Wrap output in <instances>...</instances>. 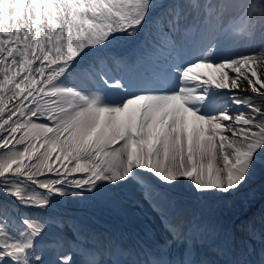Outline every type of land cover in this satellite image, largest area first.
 I'll list each match as a JSON object with an SVG mask.
<instances>
[{
	"label": "snow or ice",
	"instance_id": "1",
	"mask_svg": "<svg viewBox=\"0 0 264 264\" xmlns=\"http://www.w3.org/2000/svg\"><path fill=\"white\" fill-rule=\"evenodd\" d=\"M157 6L0 0V264H264V214L259 230L247 224L238 252L226 232L213 249L225 259L209 260L198 245L215 227L180 219L169 199L183 183L197 199H225L264 174V33L250 54H220L223 16L254 39L264 0H169L152 17ZM146 25L151 43L110 70L101 54ZM137 192L160 217L163 240L118 247L107 262L85 247L80 226L69 240L49 214L87 194L151 236ZM257 239L252 261L248 241Z\"/></svg>",
	"mask_w": 264,
	"mask_h": 264
},
{
	"label": "rangeland",
	"instance_id": "2",
	"mask_svg": "<svg viewBox=\"0 0 264 264\" xmlns=\"http://www.w3.org/2000/svg\"><path fill=\"white\" fill-rule=\"evenodd\" d=\"M258 31H262V29H255V33ZM227 33H229L228 30H227ZM256 178H257V180L262 181V182H260V186L258 189H257L258 184L256 186ZM256 178L250 184L251 187L249 188L248 191L255 190L256 192L259 193V197L264 201V194H263L264 193V174L258 173ZM244 191H239V195L237 197L228 196L225 199H220V198H216V197H209L211 200L205 204L206 212H209L211 210V208L213 207L212 213L209 214V215H211L209 226H214L215 228H218L221 231H224L226 229L227 223L229 222V220L231 218H237V216L241 214L243 209H249L250 204H247V203L243 204V202L248 199V197L246 196L248 191H246V193L243 194ZM81 202L84 205H90V204H92V206L101 205L99 200H93V199L89 198L88 196L81 198ZM141 203L143 205V210L147 213V222L152 224L155 220L153 218V216L156 213H154L152 211L148 201L143 199V196H142ZM263 203L264 202H260L258 204L257 208L256 207L253 208V210L246 217L245 220L242 221L239 219L236 222L235 228L238 230L239 233H244L246 235V237H245L246 241L248 240L247 224L250 221H254L257 230H259V220L261 217L260 211L259 212L257 211L255 218H253L252 215L256 209L258 210V209L262 208ZM70 206H72V204H70ZM204 216H205V214L201 215V217H204ZM193 218H195V216H191L190 220H192ZM200 220H201V218H200ZM208 237H209V235H208ZM248 242H249V244H251L250 241H248ZM252 242H253V245L257 244L255 242V240ZM205 243L207 244V246L209 248H211L210 243H208L207 240H205ZM211 255L213 257L212 260H217L216 254L211 253ZM252 257H254V253H253Z\"/></svg>",
	"mask_w": 264,
	"mask_h": 264
},
{
	"label": "bare ground",
	"instance_id": "3",
	"mask_svg": "<svg viewBox=\"0 0 264 264\" xmlns=\"http://www.w3.org/2000/svg\"><path fill=\"white\" fill-rule=\"evenodd\" d=\"M164 3H160L158 5H163ZM160 7V6H158ZM157 7V8H158ZM230 18V22L225 26L227 30H229V33L226 32L225 39H224V51H222L221 55H238V54H250L253 51H256L260 48L262 40L261 36L262 33H256L254 39H248L246 36H236L234 35V30L239 27V25L235 24V22L232 20L231 14H225L223 18ZM223 20V19H222ZM264 24V22H257L256 28L262 27L261 25ZM230 28V29H229ZM191 189L189 188L188 183H183L181 185H178L175 190H173L169 194V199L174 201V210L176 213H179V218L183 220H187L190 218L189 212L195 211L197 215L199 216L204 208V203L206 202L207 197L200 200L197 199L194 195L191 194ZM77 200V198H74ZM89 210V209H88ZM92 213H97L101 211V208L95 207L93 208ZM56 218L58 220L62 221L63 223H66L69 219H75L79 218L77 214H71L67 218L60 219V214L55 213ZM155 218L160 219L158 215L155 216ZM91 221L98 222L100 220L96 218H91ZM250 246H253V242L250 241ZM209 250V248H208ZM210 251V250H209ZM225 258L219 257L217 260H223Z\"/></svg>",
	"mask_w": 264,
	"mask_h": 264
},
{
	"label": "clouds",
	"instance_id": "4",
	"mask_svg": "<svg viewBox=\"0 0 264 264\" xmlns=\"http://www.w3.org/2000/svg\"><path fill=\"white\" fill-rule=\"evenodd\" d=\"M234 35H236V36H247L248 33L246 30V26L235 29Z\"/></svg>",
	"mask_w": 264,
	"mask_h": 264
},
{
	"label": "water",
	"instance_id": "5",
	"mask_svg": "<svg viewBox=\"0 0 264 264\" xmlns=\"http://www.w3.org/2000/svg\"><path fill=\"white\" fill-rule=\"evenodd\" d=\"M122 42H125V41L117 42L116 44H114V45L111 46L110 48H113V50H115V49L118 48V46L120 45V43L122 44Z\"/></svg>",
	"mask_w": 264,
	"mask_h": 264
}]
</instances>
